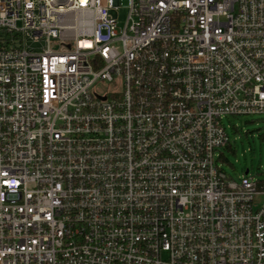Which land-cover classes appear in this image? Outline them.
I'll list each match as a JSON object with an SVG mask.
<instances>
[{"label": "built area", "instance_id": "obj_1", "mask_svg": "<svg viewBox=\"0 0 264 264\" xmlns=\"http://www.w3.org/2000/svg\"><path fill=\"white\" fill-rule=\"evenodd\" d=\"M0 0V264H264V0ZM230 122V121H229Z\"/></svg>", "mask_w": 264, "mask_h": 264}, {"label": "rangeland", "instance_id": "obj_2", "mask_svg": "<svg viewBox=\"0 0 264 264\" xmlns=\"http://www.w3.org/2000/svg\"><path fill=\"white\" fill-rule=\"evenodd\" d=\"M129 16V0H119V26L124 27ZM230 121V122H229ZM231 150L223 151L228 162H221L235 181L249 171L264 180V117L248 116L225 121Z\"/></svg>", "mask_w": 264, "mask_h": 264}, {"label": "trees", "instance_id": "obj_3", "mask_svg": "<svg viewBox=\"0 0 264 264\" xmlns=\"http://www.w3.org/2000/svg\"><path fill=\"white\" fill-rule=\"evenodd\" d=\"M229 149L231 150V147H230ZM229 149H228V150H229ZM225 162H228V161H227V160H225Z\"/></svg>", "mask_w": 264, "mask_h": 264}, {"label": "water", "instance_id": "obj_4", "mask_svg": "<svg viewBox=\"0 0 264 264\" xmlns=\"http://www.w3.org/2000/svg\"><path fill=\"white\" fill-rule=\"evenodd\" d=\"M248 173V171L246 172V174Z\"/></svg>", "mask_w": 264, "mask_h": 264}]
</instances>
